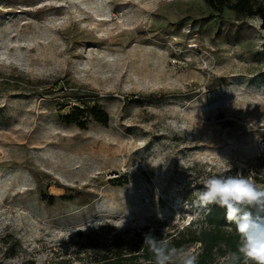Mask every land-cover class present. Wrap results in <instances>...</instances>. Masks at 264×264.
<instances>
[{"label":"rangeland","instance_id":"obj_1","mask_svg":"<svg viewBox=\"0 0 264 264\" xmlns=\"http://www.w3.org/2000/svg\"><path fill=\"white\" fill-rule=\"evenodd\" d=\"M93 105L106 124L63 119ZM236 172L263 184L257 18L205 0H0V264H94L114 234L202 220L191 193ZM67 187L80 194L59 199Z\"/></svg>","mask_w":264,"mask_h":264},{"label":"trees","instance_id":"obj_2","mask_svg":"<svg viewBox=\"0 0 264 264\" xmlns=\"http://www.w3.org/2000/svg\"><path fill=\"white\" fill-rule=\"evenodd\" d=\"M205 2L213 15L224 17L226 14H230L235 22L257 18L261 25L264 26L263 0H205ZM74 114L79 115V118L73 120ZM85 115L101 125L106 124L108 121L106 112L98 105H93L87 109L73 107V110L65 115L63 119L67 123H73L79 128H83L85 120L80 121L79 119ZM79 194L80 192H74L67 187L59 199L68 201ZM43 199L53 203L56 197L45 195ZM164 226L170 229L164 230ZM147 230L148 227H143L136 232L133 235L135 239L121 238L120 234H114L110 239L106 240L105 245H99L100 248H103V255L99 258H94L93 263L151 264L152 253L143 244L144 235L142 232L144 233ZM149 232L158 238L169 240L177 248L190 249L196 247L194 251L198 254V264H218L219 258L224 256L227 251L235 250L238 244L235 226L227 222L224 210L214 205H210L208 213L202 220L181 226L164 223ZM93 246L98 247L97 244ZM95 257H97L96 254Z\"/></svg>","mask_w":264,"mask_h":264},{"label":"clouds","instance_id":"obj_3","mask_svg":"<svg viewBox=\"0 0 264 264\" xmlns=\"http://www.w3.org/2000/svg\"><path fill=\"white\" fill-rule=\"evenodd\" d=\"M191 195L200 208L223 209L227 222L235 226L237 247L221 256L218 264H264V184L241 172L210 175ZM143 244L152 253L151 264H198L194 250L177 248L151 232L144 234Z\"/></svg>","mask_w":264,"mask_h":264}]
</instances>
